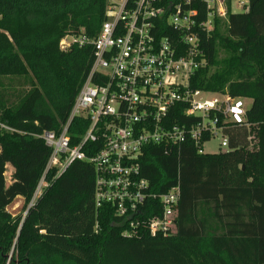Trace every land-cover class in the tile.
<instances>
[{"label": "trees", "instance_id": "16d2710c", "mask_svg": "<svg viewBox=\"0 0 264 264\" xmlns=\"http://www.w3.org/2000/svg\"><path fill=\"white\" fill-rule=\"evenodd\" d=\"M106 4L0 0V119L16 131L0 133V264H264V0H247L240 12L227 1L226 18L202 45L206 65L190 78L194 90L251 100L243 123L226 124L228 149L199 154L187 142L149 147L140 158L152 192L179 183L174 234L123 237L114 208H95V173L84 161L57 178V168L48 172V187L28 208L50 156L35 136L60 132L93 62L92 45L64 52L59 43L67 35L94 40ZM85 130L73 121L72 144ZM18 197L24 215L14 216L8 207Z\"/></svg>", "mask_w": 264, "mask_h": 264}, {"label": "built area", "instance_id": "2783aa9c", "mask_svg": "<svg viewBox=\"0 0 264 264\" xmlns=\"http://www.w3.org/2000/svg\"><path fill=\"white\" fill-rule=\"evenodd\" d=\"M227 1L107 0L94 40L83 34L61 39L64 52L92 45L93 62L60 132L35 136L50 156L28 208L48 187V172L57 168V178L72 162L84 161L95 173V208H114L125 224L123 237L175 233L179 183L165 193L152 192L139 161L149 147L179 149L187 142L203 154V139L218 134L227 150L226 124L245 121L246 99L190 86L206 65L202 45L215 20L226 18ZM246 3L238 0L235 6L242 11ZM75 119L86 130L72 144L68 130ZM14 132L0 119V133Z\"/></svg>", "mask_w": 264, "mask_h": 264}, {"label": "rangeland", "instance_id": "374dc122", "mask_svg": "<svg viewBox=\"0 0 264 264\" xmlns=\"http://www.w3.org/2000/svg\"><path fill=\"white\" fill-rule=\"evenodd\" d=\"M238 0H233V6L235 12H240L235 6V2ZM243 2H246L247 0H241ZM244 105L247 109L251 106V100L246 99L244 100ZM222 142V135L218 134L217 136L211 137L209 140L203 143L202 145V153L203 154H218L220 151L224 152L226 151L225 148L221 147ZM12 167L10 164L6 165V173H5V179L6 184H10V174L12 173ZM17 205V206H16ZM22 207H23V200L18 197L14 200V202L8 207V211L13 214L14 216L20 215L22 213ZM24 215V213H22Z\"/></svg>", "mask_w": 264, "mask_h": 264}, {"label": "bare ground", "instance_id": "6f19581e", "mask_svg": "<svg viewBox=\"0 0 264 264\" xmlns=\"http://www.w3.org/2000/svg\"><path fill=\"white\" fill-rule=\"evenodd\" d=\"M17 206V205H16Z\"/></svg>", "mask_w": 264, "mask_h": 264}]
</instances>
